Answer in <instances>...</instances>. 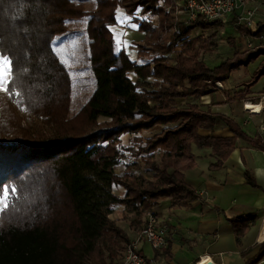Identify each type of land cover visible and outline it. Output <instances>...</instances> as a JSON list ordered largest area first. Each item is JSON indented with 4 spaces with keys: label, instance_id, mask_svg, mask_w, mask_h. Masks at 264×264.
Instances as JSON below:
<instances>
[{
    "label": "trees",
    "instance_id": "obj_1",
    "mask_svg": "<svg viewBox=\"0 0 264 264\" xmlns=\"http://www.w3.org/2000/svg\"><path fill=\"white\" fill-rule=\"evenodd\" d=\"M117 1L96 0L94 11L88 13L73 0H13L11 15L4 21L8 29L2 31L4 36L0 31V55L8 57L11 67L9 90L4 95L14 87L18 96H26L22 104L27 100L26 105L32 106L35 113L57 103L65 104L68 110L72 105V82L56 54L55 42L58 35L65 33L67 20L85 15L88 19L81 39L93 88L81 105V116L87 126L96 125L100 118L109 122L94 130L77 129L64 116L52 122L45 113L40 123L49 129L54 127L49 138H30L33 133L28 128L25 136H0V193L7 188L11 200L16 201L23 192L22 181L36 175L33 179L41 184V208L46 204L48 210L54 209L59 221L57 229H53L51 211L47 220L44 217L38 221L43 210L35 207L33 217L22 227L0 232V264H112L115 258H122L130 243L111 218L116 207H122L123 215L131 217V228L141 229L144 213L157 206L159 200L169 199L172 206L182 207L197 199L183 175L193 166L192 146L211 149L217 159L212 168H219L228 158L236 139L264 152V145L248 138L232 119L204 111L195 103L175 107L177 100H197L209 94L216 83L228 81L233 72L253 64L264 56V45L239 52L235 43L227 39L233 55L209 67L201 56L216 43L191 35L197 29H216L220 22L173 24L158 8V1L166 0H126L122 7L129 14L141 7L143 13L159 16L157 28L149 21L138 26L144 37L136 43L140 48L137 57L147 61L138 64L118 45L109 29L116 25ZM172 26L175 31L167 32ZM232 27L242 38L264 39V22L257 24L254 31L243 25ZM171 54L176 57L173 63ZM262 76L264 60L237 96H244ZM169 123L179 124L164 129L142 146L134 137L136 149L126 148L118 140L123 134H137ZM218 124L227 128L232 137L200 134L213 131ZM126 151L134 159L126 163L127 170L119 177L115 170ZM157 151L162 153L159 163L152 160ZM131 167L153 172V179L133 174ZM245 178L247 185L256 188L250 175L245 174ZM115 186L124 188L123 197L114 194ZM256 218V214H249L228 221L238 242ZM263 257L264 243L247 264H257Z\"/></svg>",
    "mask_w": 264,
    "mask_h": 264
},
{
    "label": "crops",
    "instance_id": "obj_2",
    "mask_svg": "<svg viewBox=\"0 0 264 264\" xmlns=\"http://www.w3.org/2000/svg\"><path fill=\"white\" fill-rule=\"evenodd\" d=\"M163 12L168 16L165 8ZM151 16H157V21L153 17L145 21L150 20L159 26L158 14ZM232 55L233 52L229 57ZM247 68L243 69L246 71ZM262 97L264 90L252 92L250 89L242 100L235 98V101L226 103L221 99L214 101L215 97L207 95L204 98L208 100L202 103L204 109L232 119L248 138L264 145V109L258 107ZM200 134L215 138L232 137L222 124H218L213 131H200ZM191 152L193 166L183 171V175L186 184L197 194V199L182 207L172 206L169 199L159 200L151 211L160 226L167 229L168 247L163 251H153L139 239L140 253L155 264H196L201 257H205L203 263L247 264L258 255L264 242L259 241L264 238V152L242 139H236L234 150L219 168L211 167L217 159L210 148L192 146ZM245 174L253 178L256 188L247 185ZM118 210L123 215L122 207ZM249 214H256L257 218L238 242L228 221ZM120 218L124 220L123 225L118 222L122 231L130 242L136 241L140 228L129 226V215ZM257 264H264V257Z\"/></svg>",
    "mask_w": 264,
    "mask_h": 264
},
{
    "label": "rangeland",
    "instance_id": "obj_3",
    "mask_svg": "<svg viewBox=\"0 0 264 264\" xmlns=\"http://www.w3.org/2000/svg\"><path fill=\"white\" fill-rule=\"evenodd\" d=\"M74 3L79 4L83 11L91 13L95 9L96 0H73ZM117 7L114 11L116 25L110 27L112 34L114 35L118 45L124 49L130 55V59L136 61L138 64H145L147 61L146 59H142L137 57V52L140 48L136 47V43H141L144 37V33L138 31V26L143 22L142 16H151L150 13H143L141 11V7H138L133 14H129L128 11L125 9L123 10V5L126 4V0H118L116 2ZM131 4V3H130ZM168 0L166 1H158V8H166L168 5ZM14 6L13 0H0V31H5L8 29V26L5 25L4 21L11 15V10ZM123 6V7H122ZM166 12V11H165ZM167 13V12H166ZM169 16V13H167ZM169 18L172 19L173 24H178V21L174 18L173 15L170 14ZM88 16H81L79 18H71L67 20L65 28L66 31L64 34L58 35L56 37L55 42V51L58 55L59 59L63 62L66 69L69 71L70 78H71V106H69L68 110L64 109L65 104H56L52 105L48 108L42 107L41 109L37 110V112H32V106L26 105V101L22 100L26 99V96H18V93L14 91V87L12 91H10L7 95H4V91H0V136L3 135L4 137L13 138L17 135L21 134L24 135V132H27V128L31 131L30 138L41 139V138H49L52 136L54 132V127L49 129V126L42 125L40 123V119L45 113L50 115L51 121L55 118L60 116H64L66 119L73 121L77 129H84L88 128L91 130L101 128L109 120H105L103 118L98 119L96 125L94 126H87L85 121L81 116V105L84 104L86 101L87 95L91 92L93 85H92V78L90 70L88 69L87 63L84 60V53H83V45L81 36L83 34V30L85 28ZM152 26L158 27L157 24L154 22H150ZM264 22L262 18L259 21H256L257 24ZM229 23V19L228 22ZM233 24V23H229ZM221 24L216 29H207L200 31L197 29L191 35L192 38L197 36H202L203 39L210 40L213 39V42L216 43L213 47H210V50L206 53H203L201 58L203 63L207 66L212 67V65L217 64L221 60L225 58H229V54L234 51L227 43V39H231L235 46H237L239 52L252 50L253 48L264 45V39L257 40L253 38H242L239 36L238 32L232 27L231 25ZM256 24V25H257ZM234 26H236L234 24ZM246 28V27H245ZM4 29V30H2ZM123 29V30H122ZM249 29V28H248ZM251 30V29H250ZM175 31L174 27L172 26L171 29H168L167 32ZM4 36V32L1 33ZM212 37V38H211ZM162 36H160L159 42L162 40ZM243 44H246L245 47ZM146 47V45H144ZM243 46V47H241ZM241 47V48H240ZM175 55H169V59L171 63L175 60ZM264 60V56L258 58L253 64H250L246 71L242 68L239 69V72L231 76L229 81L224 83H216L214 87L209 89V97L214 98V101L221 99L223 102H233L236 99L242 100L244 96L249 93L244 94V96H237L239 92H242L245 84L252 73L254 72L255 68L258 64ZM249 76V77H248ZM11 75L9 76L10 79ZM129 77L132 80H135L136 77L134 74L130 73ZM248 78V79H247ZM242 84V85H241ZM242 89V90H241ZM252 92H257L264 90V76H262L251 88ZM249 89V90H250ZM240 90L239 92H236ZM20 95V94H19ZM205 95V96H207ZM205 96L197 99V100H177L176 101V108H185L187 104H198L202 110L204 109V103L207 98ZM208 100V99H207ZM25 102V103H24ZM33 104V103H29ZM62 105V106H61ZM210 111L209 109H207ZM227 113H230V110H227ZM37 114L39 116H37ZM260 114V113H258ZM229 115V114H228ZM43 122V121H42ZM37 124V125H36ZM179 123L175 124H166V125H155L149 130H143L137 134H123L121 135L118 140L120 145L126 148H137L135 143L133 142V138H139L140 145H144V142L148 139H151L157 135H159L164 129L174 128ZM36 125V126H35ZM47 126V127H46ZM86 130V129H85ZM1 139V137H0ZM124 157L121 159L120 163L117 165L115 174L119 177H123L126 172V163L129 160L134 159L131 157L130 152L126 151L123 152ZM161 151H157L153 156L152 160L156 163H159L161 158ZM137 159V158H136ZM139 161V159H137ZM139 163V162H138ZM137 163V164H138ZM129 170L133 172V174H141L145 179L152 180L153 179V172H144L143 168L140 167L139 170L131 167ZM36 175H30L28 180L22 181L20 184V189L23 190L21 192V198H18L16 201H12L7 193L6 197L3 191L0 193V232L6 231L8 228L11 227H22L27 221H29L32 216V209L37 207L39 210L41 205L43 204V198L39 194L40 185L37 183L33 178ZM114 194L119 197H123L124 195V188L121 186H115L113 189ZM48 206L45 204L43 207V215L40 217L38 221L42 218L47 220L49 215L51 214L50 211L53 213L55 224L52 228L57 229V225L59 221L57 220L56 212L54 209L47 208ZM67 215V212H64ZM114 216V217H113ZM124 215L120 214L118 207L115 208L111 218H118V222L123 225L124 220L120 217ZM119 226V225H118ZM120 227V226H119ZM121 229V227H120ZM122 230V229H121ZM70 238L68 239V243H70ZM121 261L120 258H115L112 260V264H119ZM87 264H94V262H88Z\"/></svg>",
    "mask_w": 264,
    "mask_h": 264
},
{
    "label": "built area",
    "instance_id": "obj_4",
    "mask_svg": "<svg viewBox=\"0 0 264 264\" xmlns=\"http://www.w3.org/2000/svg\"><path fill=\"white\" fill-rule=\"evenodd\" d=\"M168 3L165 11L183 25H189L197 20L202 23L218 21L226 25L228 19L232 18L233 24L243 25L254 31L257 19L264 20V0H168ZM142 17V21L149 17L157 21V16ZM262 100L264 97L260 98V101ZM139 239H142L153 251H163L168 247L167 229L160 226L151 210L144 213L138 239L126 246L119 264H155L152 259L147 260L140 253L137 245ZM202 259L199 258L196 264Z\"/></svg>",
    "mask_w": 264,
    "mask_h": 264
},
{
    "label": "snow or ice",
    "instance_id": "obj_5",
    "mask_svg": "<svg viewBox=\"0 0 264 264\" xmlns=\"http://www.w3.org/2000/svg\"><path fill=\"white\" fill-rule=\"evenodd\" d=\"M11 75L10 61L7 56L0 55V91L9 90V76ZM7 188L4 189V195H7ZM15 191V189H13Z\"/></svg>",
    "mask_w": 264,
    "mask_h": 264
},
{
    "label": "bare ground",
    "instance_id": "obj_6",
    "mask_svg": "<svg viewBox=\"0 0 264 264\" xmlns=\"http://www.w3.org/2000/svg\"><path fill=\"white\" fill-rule=\"evenodd\" d=\"M258 107H259V109L260 110H263L264 109V100H262L259 104H258ZM250 112V111H249ZM250 113H252V111L250 112ZM260 113H261V111H260ZM205 257H203V259H204ZM203 259L201 260V262L199 263V264H212L211 263V261L210 262H205V263H203Z\"/></svg>",
    "mask_w": 264,
    "mask_h": 264
}]
</instances>
